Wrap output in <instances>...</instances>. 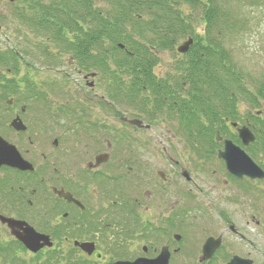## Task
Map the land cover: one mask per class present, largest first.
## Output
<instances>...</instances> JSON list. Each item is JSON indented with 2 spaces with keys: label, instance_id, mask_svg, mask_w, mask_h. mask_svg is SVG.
Masks as SVG:
<instances>
[{
  "label": "flooded vegetation",
  "instance_id": "obj_1",
  "mask_svg": "<svg viewBox=\"0 0 264 264\" xmlns=\"http://www.w3.org/2000/svg\"><path fill=\"white\" fill-rule=\"evenodd\" d=\"M19 59L1 69L18 95L68 83L73 96L43 114L13 108L23 130L11 127L13 117L0 120L1 139L32 167L0 166V215L17 222L0 221V264H264L256 238L224 208L236 202H194L195 154L184 169L175 145L153 133L169 114L109 101L114 89L72 61L69 72L35 76ZM246 206L261 213L257 202Z\"/></svg>",
  "mask_w": 264,
  "mask_h": 264
},
{
  "label": "trees",
  "instance_id": "obj_2",
  "mask_svg": "<svg viewBox=\"0 0 264 264\" xmlns=\"http://www.w3.org/2000/svg\"><path fill=\"white\" fill-rule=\"evenodd\" d=\"M245 2L264 11L261 0H8L0 27L18 41L0 38V69H14L20 58L36 76L69 72L63 66L72 61L114 89L105 94L109 101L131 104L135 114H169L203 163L221 148L217 133L240 144L229 125H246L255 136L246 151L264 169V79L247 83L231 52L246 28ZM188 38V52L178 54ZM163 52L171 62L162 72ZM65 86L54 91L60 102L73 96ZM8 87L13 78L0 70V120L13 108L43 114L54 103L37 89L16 96Z\"/></svg>",
  "mask_w": 264,
  "mask_h": 264
},
{
  "label": "rangeland",
  "instance_id": "obj_3",
  "mask_svg": "<svg viewBox=\"0 0 264 264\" xmlns=\"http://www.w3.org/2000/svg\"><path fill=\"white\" fill-rule=\"evenodd\" d=\"M6 2L8 0H0V12L7 10ZM264 2V0H261ZM244 17L246 19V28L243 34L237 38L231 46L232 58L239 65V68L243 70L244 77L247 83L254 84L264 79V11L260 10L256 6H252L249 3L244 4ZM2 29L1 33H6L7 37H10L12 42L18 41L17 37L13 38L14 33L6 32ZM0 33V38L5 39V34ZM21 43L22 40H20ZM162 62L158 70H165L168 64L171 62L169 53L161 55ZM77 79V77H76ZM52 100H62L56 96H51ZM175 125L169 122L158 121L154 125V132L160 137V140L166 145L172 143L175 145L178 153L173 157L180 162L182 168L187 169L190 166L189 158H192L190 149L184 144V140L175 139L172 136V129ZM153 134L152 132H150ZM10 135V133H7ZM167 150V149H166ZM252 158V157H251ZM252 160L258 164L256 160ZM197 168L192 169L193 180L197 186V195L194 202H198L202 205L203 202H208L209 199L212 202H236L229 203L224 208L231 214L232 222L235 226L243 228L246 232L256 238L257 244L264 250V212L254 213L248 210L247 202H257L258 208L264 207V195L257 192L253 195L245 194V192L238 186V183L233 182L224 166L215 158L209 162H199L195 157ZM183 187V185H182ZM259 189H264V182L259 184ZM185 198L181 197V201L184 202ZM187 202V200H186ZM243 205V206H242ZM245 213V218L242 214ZM252 214L256 216L254 220H250ZM258 222V224L256 223ZM262 234L261 236H259Z\"/></svg>",
  "mask_w": 264,
  "mask_h": 264
},
{
  "label": "water",
  "instance_id": "obj_4",
  "mask_svg": "<svg viewBox=\"0 0 264 264\" xmlns=\"http://www.w3.org/2000/svg\"><path fill=\"white\" fill-rule=\"evenodd\" d=\"M191 44L192 39L189 38L178 46L177 52L180 54L187 53ZM232 126L236 127L237 125L232 124ZM11 127L16 130L24 129V126L22 125L19 118H16L12 121ZM237 133L243 146H247L255 139L252 132L246 126L238 128ZM220 140L221 138L219 137V135H217V141ZM218 158L224 161L228 173L238 179H241L243 177H248L250 179L264 178L263 170L252 161V159L240 146L234 144L230 140L224 141L223 149L218 152ZM1 165H7L9 167L17 168L20 170L31 169L30 165L22 160L16 148L0 138V166ZM0 220L3 223H7L11 229H13L14 225L17 224V222L9 219H4L1 216ZM26 245L31 248L29 243H26Z\"/></svg>",
  "mask_w": 264,
  "mask_h": 264
}]
</instances>
